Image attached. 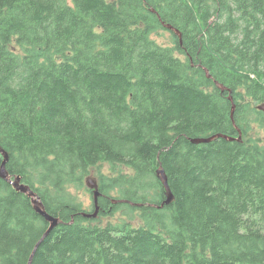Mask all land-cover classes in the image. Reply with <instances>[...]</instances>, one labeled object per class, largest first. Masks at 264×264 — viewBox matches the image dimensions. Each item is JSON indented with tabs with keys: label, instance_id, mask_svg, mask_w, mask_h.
I'll return each mask as SVG.
<instances>
[{
	"label": "trees",
	"instance_id": "trees-1",
	"mask_svg": "<svg viewBox=\"0 0 264 264\" xmlns=\"http://www.w3.org/2000/svg\"><path fill=\"white\" fill-rule=\"evenodd\" d=\"M260 103L264 0H0L6 169L61 222L31 264H264ZM215 135L234 139L190 143ZM103 164L117 176L87 219L71 189ZM47 229L0 180V264H28Z\"/></svg>",
	"mask_w": 264,
	"mask_h": 264
},
{
	"label": "water",
	"instance_id": "water-1",
	"mask_svg": "<svg viewBox=\"0 0 264 264\" xmlns=\"http://www.w3.org/2000/svg\"><path fill=\"white\" fill-rule=\"evenodd\" d=\"M164 28L168 29L169 31H172L180 40L181 35L178 31H176L174 28H172L169 25H163ZM223 91V90H222ZM230 103L232 104L231 107V119H233V113H234V106L232 103V100L230 97H228ZM257 111L263 112L264 113V104L262 105H258L256 107ZM216 139H224L226 141H232L234 138H230L228 136H222V135H215V136H211L209 138H198V139H192L190 140V143L193 145H200V144H208L213 142ZM241 140V135L239 134V137L237 138V141ZM9 157L6 151H4L1 147H0V180L10 184L12 186V188L18 192L21 193L23 195H25L28 199H30V203L33 207V210L35 211V213L42 217L46 223H48V229L46 230V232L42 235V238L39 240V242L35 245L32 254L29 258L28 264H31L32 258L37 250V248L39 247V245L44 241V239L49 235V233L55 229L59 224H61L60 220L57 218H54L52 216H50L49 214H47L45 212V209L42 205V203L40 202L39 198L37 197V195L26 185L21 183V179L20 177H11L7 170H6V165L8 163ZM156 176L158 177L159 181L162 184L163 189L165 190V200L162 203V206H168L170 204L173 203L174 201V196L171 193V190L167 184V180H166V176L163 170H161L160 168L157 170L156 172ZM97 180L93 179V178H87L85 180V184L86 186L92 191V200H93V210L91 213L88 214H82V216L84 218L87 219H96L99 215L100 212V206L98 203V200L100 198V192L98 190V184H97ZM123 202V201H120Z\"/></svg>",
	"mask_w": 264,
	"mask_h": 264
},
{
	"label": "rangeland",
	"instance_id": "rangeland-1",
	"mask_svg": "<svg viewBox=\"0 0 264 264\" xmlns=\"http://www.w3.org/2000/svg\"><path fill=\"white\" fill-rule=\"evenodd\" d=\"M66 1L68 3L70 2V0H66ZM151 39L154 40L160 46H165V47L174 46V42H173L174 38L172 37V34L167 29H165L164 27H163V30H158L157 32L152 34L151 35ZM254 102L255 101L251 102V104H254ZM262 104L263 103L256 104L255 107L257 105H262ZM260 134L264 135L263 132H260ZM117 171L118 170L116 168L114 170H112V167L107 165V164H103V165H99V166H96V167H92V168H90L88 170V174L84 177L83 186L80 187V188H72L71 192L76 196L78 201L83 202L85 208L88 211H90L92 206H93L92 191L86 186L85 180L90 177V178L96 179L97 182H99V174L102 175L103 177H110L111 178V177H113V175L117 176V173H115V174L113 173V172H117ZM121 171L123 173H126V172L130 173L129 171H127L125 169H122ZM97 184H98V190L100 191L99 183H97ZM164 192H165V190H164ZM100 195H101V193H100ZM140 206L141 205H138V207H140ZM120 211H123L124 213L126 212V210H120ZM120 211L115 213L112 216H105V217L99 218L98 221H96L95 224L99 225V226H105L108 223L116 224V223H120V221H122V220L126 221V219L123 217L124 214H122ZM132 214L133 215H138L137 212H132ZM131 224L132 225H137L136 224V220L132 221Z\"/></svg>",
	"mask_w": 264,
	"mask_h": 264
},
{
	"label": "bare ground",
	"instance_id": "bare-ground-1",
	"mask_svg": "<svg viewBox=\"0 0 264 264\" xmlns=\"http://www.w3.org/2000/svg\"><path fill=\"white\" fill-rule=\"evenodd\" d=\"M204 23V22H203ZM166 29V28H165ZM75 87V86H74Z\"/></svg>",
	"mask_w": 264,
	"mask_h": 264
}]
</instances>
